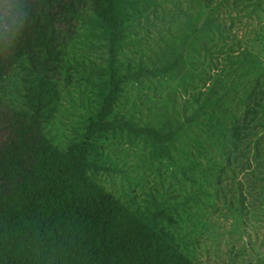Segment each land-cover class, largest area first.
Wrapping results in <instances>:
<instances>
[{
    "label": "rangeland",
    "instance_id": "374dc122",
    "mask_svg": "<svg viewBox=\"0 0 264 264\" xmlns=\"http://www.w3.org/2000/svg\"><path fill=\"white\" fill-rule=\"evenodd\" d=\"M116 1L121 71L181 58L167 74L128 82L113 116L161 133L181 124L171 141L118 127L84 147L107 87L99 0H86L5 74L0 102L65 158L86 162L108 192L131 198L143 219L168 207L170 235L162 236L194 264H264V95L245 98L264 92V0ZM216 80L230 85L222 106L234 127L212 139L203 117H189L192 96L211 95ZM212 142L225 151L204 150Z\"/></svg>",
    "mask_w": 264,
    "mask_h": 264
},
{
    "label": "trees",
    "instance_id": "16d2710c",
    "mask_svg": "<svg viewBox=\"0 0 264 264\" xmlns=\"http://www.w3.org/2000/svg\"><path fill=\"white\" fill-rule=\"evenodd\" d=\"M99 1L108 27L107 87L83 133L84 147L118 127L130 135L171 141L181 124L161 133L135 125L127 116L116 118L113 111L128 82L167 74L181 56L161 68L121 71L123 20L118 4ZM84 5L86 0H0V84L16 63L44 42L51 28ZM215 82L211 95L192 96L189 117H203L212 139L234 127L229 105L222 106L230 85ZM258 90L245 98L260 103L259 94L264 92ZM205 145L207 151H225L213 142ZM85 167L81 159L73 163L65 158L0 102V264H194L175 242L162 236L170 235L168 207L145 220L130 204L131 198L124 201L108 192L87 176Z\"/></svg>",
    "mask_w": 264,
    "mask_h": 264
}]
</instances>
